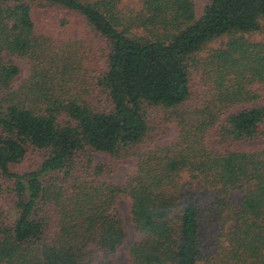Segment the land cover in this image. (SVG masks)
Instances as JSON below:
<instances>
[{"label":"trees","instance_id":"16d2710c","mask_svg":"<svg viewBox=\"0 0 264 264\" xmlns=\"http://www.w3.org/2000/svg\"><path fill=\"white\" fill-rule=\"evenodd\" d=\"M121 4L0 0V264H264V0Z\"/></svg>","mask_w":264,"mask_h":264},{"label":"rangeland","instance_id":"374dc122","mask_svg":"<svg viewBox=\"0 0 264 264\" xmlns=\"http://www.w3.org/2000/svg\"><path fill=\"white\" fill-rule=\"evenodd\" d=\"M208 0H195V4L197 6L198 9V14L201 15L203 13V10L205 8V6L207 5ZM138 3V0H122V4H121V9L123 12L127 13L129 12V10L132 8V6ZM255 41H261L264 38V35L262 34H258L256 36L252 37ZM218 44H212L210 47H215ZM18 63L20 64L21 68H22V74L18 80L19 82H25L30 75V68L29 65L27 64V62L23 61V60H18ZM196 83L194 82V91H196V93L199 91L200 87L196 88ZM176 126L172 125L169 128V131L167 133V135L161 140V143H168L171 140H173L176 136ZM41 161L40 158V154L37 153H30V157L29 159H27L23 164L14 167V170L16 172L19 173H24V171H26V169L38 164ZM94 161L95 164L101 163V162H107L109 161V157L106 155H102V154H94ZM136 166H135V162L133 161H129L126 163H120L119 165H117V167L110 173H107L105 175H103L101 177L102 181L105 182H110V183H114V184H119L122 182H125L128 178V176L130 174H132L133 171H135ZM234 197L236 200L239 199L240 197V191H236L234 193ZM119 206L122 209L124 216H125V220H126V224H127V229H128V243L126 245V247H128L131 242H133L136 238V233L133 231L132 226H131V217H130V212H129V203L125 200H122L119 202ZM117 261L119 264H130L129 261V257L127 256V253L125 250H122L118 255H117Z\"/></svg>","mask_w":264,"mask_h":264}]
</instances>
